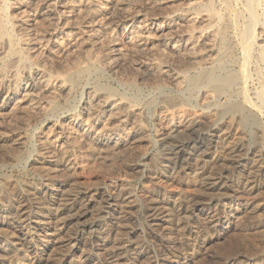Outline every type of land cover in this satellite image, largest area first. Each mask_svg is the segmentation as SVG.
<instances>
[{
  "label": "rangeland",
  "instance_id": "obj_1",
  "mask_svg": "<svg viewBox=\"0 0 264 264\" xmlns=\"http://www.w3.org/2000/svg\"><path fill=\"white\" fill-rule=\"evenodd\" d=\"M243 4V0H237L234 5V9L240 12V27L247 18ZM255 12L258 18L253 29L255 45L250 51L246 67L248 77L244 84L246 101L249 100L247 104L241 100L234 91L237 86L233 88V96L237 98L233 99L255 117L261 131L250 125L239 131L236 116L219 117L215 109L205 106L212 96L207 88L194 90L186 105H169L164 100L167 94H184L187 89L185 77L212 65L220 48L221 30L225 32L231 55L228 68L237 70L240 67L243 52L236 30L228 23L232 15L225 11L221 0H0V221L4 216L9 217L8 220L19 219L18 210L28 194L35 196L36 203L32 208L36 210L42 202L41 190L46 186L64 188V191L71 188L83 193L85 200L89 197L87 200L92 201L88 205V212H91L87 217H90L85 218L81 240L76 242L79 248L76 253L83 250L97 259L98 264H151L153 253L174 258L173 261L182 264H264V102L259 99L260 87L264 85V62L258 61L256 56L257 50L264 47L263 1ZM261 52L264 53V49ZM38 63L44 71L35 70ZM88 65L95 67L97 73L81 75L75 84L65 81L66 72ZM96 82L111 87L112 93L97 91ZM126 95L129 100L123 98ZM67 101H71L73 108L71 104L50 114L53 105H65ZM101 101H105L108 108L112 107L113 114L119 113L111 116V122L103 117L96 129L101 130L103 126L118 128L129 134L141 127L136 145L121 151L125 154L123 156L118 153L107 157L109 161L105 157L89 155L93 150L88 152L87 144L76 145L79 150L86 148L81 153L72 154V173L60 165L57 171L49 170V161L56 156L61 158V153L53 144V147L46 144L45 127L58 124L67 116L77 115L86 120L88 115L82 113L84 110H78L83 104ZM176 112L199 116L201 140L220 134L218 142L206 150L204 163L196 168L197 171L195 163H191L195 160L176 163L168 160L167 144L159 141L161 134L168 129L165 122ZM114 116H120V121L113 119ZM229 146L247 155L246 165L232 173L240 189L212 190L210 195L201 192L197 189L198 180L208 171L222 172L225 165L221 167L218 159L222 155L226 157ZM202 148L198 153L204 151ZM82 152L84 156H78ZM17 153L23 156L18 162L14 161ZM258 167V173H253L252 189L243 190L241 185L248 171ZM154 176L156 178L152 179ZM72 183L76 185L74 189ZM101 194L112 195L115 200L112 210L106 214ZM94 198H98L97 201ZM158 200L172 208L173 216L150 229L149 205ZM172 200L178 201L174 205ZM197 210L204 214L200 215ZM251 214L253 217L249 216ZM123 215L127 221L124 238L130 244L125 252L111 247L119 242L118 236H123V229L116 236ZM220 218L228 219L230 223L225 226L218 222ZM115 220L119 224L113 228ZM91 223L93 225L89 228ZM3 230L13 232L15 227L0 224V231ZM74 230L64 229V239L73 237ZM191 240L195 243L189 242ZM63 250L68 251V248Z\"/></svg>",
  "mask_w": 264,
  "mask_h": 264
},
{
  "label": "bare ground",
  "instance_id": "obj_2",
  "mask_svg": "<svg viewBox=\"0 0 264 264\" xmlns=\"http://www.w3.org/2000/svg\"><path fill=\"white\" fill-rule=\"evenodd\" d=\"M236 1L237 0H221L225 11H227L228 13H230L232 15V17L230 16L231 18H228V23H230V25L236 30L235 35L238 38L237 39L239 41L238 44H240V46H241L240 48L243 52V54L241 53L243 55V56L241 55L243 58L241 57L242 63L240 65V67L237 70H233L231 68H228L229 62L231 60V55L229 53V49H228V45H227L228 43H226V39H225V35H224L225 32H221L222 31L221 30L220 31V40H219L220 48H219L218 52L216 53V55L214 56V58L212 59L213 60L212 65L210 67H207V68L203 67V69H201V70L199 69L200 71H198V72L196 71L195 74H192L188 77H185V81L187 82V89L185 91H183V92H185L184 94H181V95H179V94L178 95L167 94L164 100L169 105H180V104L186 105V103L189 102V100H190L189 97L194 90H200L201 88H207L211 92V95H212L210 101L206 102V104H205V106L208 109H211V108L215 109L217 111L216 114L219 117H224L225 115L236 116L237 119H236V122L235 121L234 122L236 124V127L239 129V131H240V128L242 129L247 125L252 126L253 128L256 129V131H261V127L257 124V120L255 119V117L252 114H250L249 111L243 105H241V103L234 100L237 97L234 98L235 95L233 96V88L235 86H237V87L239 86L238 88L236 87V90H234V91H236L237 95L241 98V100H244V102H246V104H247V101L249 99L247 98L248 100L246 101V97H245L246 91L244 88V84L246 83L247 77H248L246 67L248 66V64H247L248 60H250L249 59V55H251L250 51H252V47L255 45V35H254L255 31H253V29H255V27H256L255 25L258 24L257 23L258 18H257V14H255L256 13L255 9H257V7L260 5V3L262 1L264 2V0H243L244 1V4H243L244 7L243 6L242 7L244 8L245 13H247L246 14L247 18H245L246 22H245V24H242L243 25L242 27H240L239 26L240 24H238V17H239L240 12L234 9V7H235L234 5H235ZM208 7H210V6H208ZM262 32L264 33V28H263ZM260 48H262V47H260ZM263 49H264V47H263ZM263 49L261 51H263ZM261 51L257 50L256 56H257L258 61L260 60V61L264 62V53ZM36 65L37 66L34 67L36 71H44L43 70L44 67L41 64L38 63ZM97 71L98 70L95 67L88 65V67L83 68V69H78L74 72H66L64 79L69 84H75L77 79L80 78L79 76L90 75L92 73H97ZM96 84H97V82H96ZM105 86H101V85L97 84L95 89L97 91H100L101 93L103 92L106 94H111L112 93V90L110 89L111 87L108 88V86L107 87H105ZM260 88H261V90H260V96H259L260 98L259 99L261 100V102H264V85H262V87H260ZM157 89H160V87H158ZM126 97H127V95L124 96L123 98L125 99ZM128 98H130V95ZM127 100H129V99H127ZM71 101L70 102L67 101L68 103H66L65 105H62V104L61 105L60 104L53 105L49 111L50 114L60 112L66 106L69 107L72 104ZM141 102H143V101H141ZM138 103H139V101H138ZM86 104H83L81 107L82 109L78 110L80 112H82L84 110V112H82V113L88 115V116H86L87 118H85L86 120H82L77 115L67 116L64 120H61L58 124H52V125H48V127H45L46 131L43 135H45L44 138L46 139V144L50 145V146H52V144H53L55 147H57L56 150H58V152L61 153V155H60L61 158H59V157L56 158L57 157L56 156L52 160L49 161L51 163L50 164L51 168L49 170H51L53 168V170L57 171L58 169L56 170V168H59L58 166L60 165V166L64 167L67 172L72 173L73 172V170H72L73 160L71 157L72 154H74L75 152L81 153V151H83L86 148V146H85V147H83L82 150H79V149L75 148L76 145L80 146L82 144H84V145L87 144L89 147L87 149V151L89 152V149L91 151L93 150L91 154L88 153L89 155L103 157V158L105 157L106 159H108L107 157H109L111 155L113 156L115 154L117 155L118 153L120 154V156L125 155L123 152H122L123 153L122 154L121 151L125 150L130 145H133L135 142L137 143V140L140 139L138 134L142 132L141 127H138L132 133H129V134L122 132L118 128H115V129L105 128L103 126L104 124L103 125L101 124V126H103L105 129H102L103 127L102 128L100 127L101 130L96 129V125L98 124L99 120H101L104 117V118H106V120H109V122H111V116H113L115 113L114 114L112 113V111H111L112 107L108 108V104L105 103V101H104V103L102 101L101 102H94V103H91L92 105L91 104L86 105ZM71 107L73 108V104L71 105ZM75 111L76 110H74V112ZM118 111L116 110V112H118ZM118 113L115 114V116L118 115ZM115 116L113 117V119L120 121V116H118V117H115ZM83 119H84V117H83ZM165 123L168 125V129L166 130V132L164 134H161V136L159 137V141H162L163 143L167 144V145H165V147L168 149L167 159L170 161L173 160L174 163H176L177 161L183 162V161H186L188 159H192V160H195L194 162H191V163H195V166H196L195 169L200 168L202 166V163H204L203 161H204V158L206 157V153H205V152H207L206 150H208V147H210L212 144H215L218 142V140L220 138L219 137L220 134L217 136H215V134H214V137H212L210 139L201 140L199 137L200 132L198 129V125H199V123H202V122H201V119L199 118V116L197 117L194 114H186L183 112H176V114L169 117ZM226 123H227V120H226ZM204 124L206 125L207 123L205 122ZM107 126H109V125H107ZM222 131H223V129H222ZM224 131H225V129H224ZM45 139H43L42 141L45 142ZM220 142L222 144V141H220ZM254 142H256L255 139H254ZM134 145H136V144H134ZM201 146L204 147V148H202V150L204 149V151L200 150L201 152L198 153L199 152L198 150L201 148ZM129 148H131V147H129ZM236 149H237L236 147H232V146L228 147V154H226V157H223V155H222V157H220L218 159V162H219L218 164L219 165L221 164V167H223L222 165H225V167L222 168V172L220 171V172L214 173V171H211V172L208 171V173L206 175H203V177L201 179L199 177L198 179H200V180H198L199 182H198L197 189H199L203 193H204V191L208 192L209 195H210L209 191L212 192V190H216L218 192V190H222V189L224 190L227 188H231L232 191H233V189L234 190H237L238 188L240 189V186L237 185L236 180L234 178H232V173L236 172L235 170L238 168H241V166L246 165L247 155L245 153H242L243 151L238 152ZM132 151H133V149H132ZM127 152H129V151L127 150ZM130 152H131V150H130ZM27 153H29V152H27ZM57 154H59V153H57ZM81 155H83V152L80 155L78 154V156H81ZM111 157H109V158H111ZM250 157L252 158V156H250ZM22 158H23V156L21 154L20 155L18 154V156L15 158L14 161H16V162L21 161ZM43 159L41 158V160H43ZM108 161H109V159H108ZM253 163H255V162H253ZM216 164H214V165L217 166ZM44 165H46V164H44ZM40 167L41 166H38V168H40ZM172 168L174 169V166H172L171 169ZM209 168H211V167H209ZM44 169H45V166H44ZM197 169H196V171H197ZM254 169L255 168H253V169L250 168L249 171L247 170L248 173H247V176L245 177V182H243V185H241L243 187V190L247 191V190L252 189L253 183H254L253 179L255 176V175H253V173H255V172L258 173L257 171L259 170V167H258V169H255V170ZM239 171L240 170H238V172ZM44 172L48 173L49 171L45 170ZM171 173H173V171ZM175 173L176 172L174 171V174ZM149 176H151V175H149ZM154 178H156V177L154 176L152 179H154ZM242 178H241V180H242ZM155 181H157V180H155ZM73 185H74V183H72V186ZM75 186H73V189ZM79 189H78V191H79ZM194 189H196V187ZM231 189H230V191H231ZM41 191H42V193L40 194V200L42 202H40L41 205L39 206L38 209L33 210V208H32V206L36 203V201H34L35 196H30V194H28L27 199L25 200L26 202H24L21 205L19 204L20 205V209L18 210L19 211L18 213L20 214L19 219H17V220L9 219L8 220L9 217L8 218H6L5 216L2 217V221H0L1 226H3V227L4 226L5 227L6 226L15 227V231H13V232H11L12 230L9 232H6L4 230L0 231V264H61V262H65L66 264H98L96 261L97 259L91 257L89 254L85 253L83 250L80 251L78 254L76 253L77 251H79V248L77 247L76 242L81 240L82 232L84 231V228L86 225L85 220H87L85 218L87 217V214H89L91 212V211L88 212V205H89V202L91 201V200H87V199H89V197H87V199L85 200V198H84L85 195H83V193H81L80 191L79 192L74 191V190L72 191L71 188H69V190L67 189L64 191V188H59V187L47 188V186H46V188L41 190ZM29 192H31V191H29ZM240 192H242V191H240ZM88 193H90V192H88ZM221 193H223V192H221ZM109 194H110V192H109ZM114 194H116V193H114ZM101 195H102L101 198H103V201L101 203L105 204V206H103V208H104L103 212L106 214V213L110 212V209L112 210L113 206L115 205V203H114L115 200H114L112 195H107V194H101ZM49 196H51L50 199H48ZM241 196H243V194ZM174 197H175V195H174ZM245 197H247V196H244L243 198H245ZM149 198L151 199V197H149ZM24 199H25V196H24ZM96 199H98V198H96ZM96 199L94 198V200H96ZM147 200L149 202V199H147ZM175 200H172V202H173L172 204H174V205L178 201V200L177 201H175ZM117 202H119V201H117ZM202 202H204V200ZM120 203H118V204L120 205ZM125 203L126 202L124 201V204ZM190 203H192V202H190ZM121 205H123V203H121ZM192 205H194V204H192ZM90 206L92 207V205H90ZM187 207H189V206H187ZM252 207L253 206H251V208ZM92 208H90V209H92ZM120 208H123V207H120ZM170 208L168 206H166L164 203L159 202V200L157 202H154L153 204L149 205L148 214L149 213L150 214H149L148 227L150 229H153L154 227H158L160 225V223L169 221L170 220L169 216L172 214L171 213L172 208L171 209ZM184 208H186V207H184ZM247 209H246V211H247ZM126 210H129V209H126ZM255 210H256V208H255ZM190 211H191V208H190ZM197 211L199 212L200 215L204 214V213H202L201 210H197ZM249 211L251 212L252 210H249ZM182 212H184V211H182ZM206 212H207V210H206ZM188 213H190V212H188ZM127 214H128V212H127ZM196 214L198 215L197 212H196ZM91 215H93V214H91ZM101 215H102V213H101ZM244 215H246V213H244ZM96 216H98V215H96ZM171 216H173V215H171ZM182 216H185V215L183 214ZM249 216H252V214ZM254 216H255V214H254ZM88 217H90V216H88ZM179 217H181V215L176 217V218H179ZM186 217H190V216L186 215ZM208 217H209V215H208ZM93 218L94 217L92 216V219ZM171 218H173V217H171ZM200 218H202V217H200ZM190 219H188V220H190ZM245 219H248V217ZM182 220H183V218H182ZM243 220H244V218H243ZM177 221H178V219H177ZM205 221H206V219H205ZM205 221L203 219V222H205ZM125 222H127V221L124 220V215H123L120 218V224L117 222L119 224L118 225L119 228L117 227V229H119V230L116 231V232H118L116 234V236H117V235L121 234L120 230L123 229V231H122L123 236H118L117 240H119V242L115 243L114 245L112 244L113 246H111L112 249H114V248H116L117 250L121 249V250H124V252L128 250V249L125 250L127 247H130V244L128 243L126 237L124 238V236H126L125 234L127 233V232H125V234H124V230L127 227V225L125 227ZM175 222L176 221H174V223ZM188 222H187V224H188ZM214 222H215V220H214ZM218 222H222L223 224H225V226L230 223V221L228 219L226 220V219H221V218H220V220H218ZM117 223L115 220L112 227L113 226L115 227V225ZM185 223H184V225H185ZM205 224H207V223L205 222ZM92 225H93V223L89 224L88 227L90 228ZM186 225H185V227H186ZM189 225H191V224H189ZM182 227H184V226H182ZM192 227H193V225H192ZM66 228H69V229L75 228V230H74L75 235L73 237H68V238L64 239V237L62 236V232ZM178 228H180V227H178ZM164 229H167V227L165 226ZM175 229H177V228L175 227ZM240 231H244V230H240ZM240 234H241V232H240ZM112 238H113V235H112ZM112 241L113 240H111V242ZM189 242H192V240ZM193 242H192V244H193ZM100 245H102V244H100ZM64 247L68 248V251H64L63 250ZM152 255L153 256L150 257L151 264H174L173 262H175V264H182V263H179L177 261H173L172 259H174V258L170 259V258H168V256H165V255L164 256H160V255L155 256L154 253ZM127 256H128V254H127ZM119 257H120V255H119ZM125 257H126V254H125ZM147 262H148V260H147ZM149 264H150V262H149ZM183 264H185V262Z\"/></svg>",
  "mask_w": 264,
  "mask_h": 264
}]
</instances>
